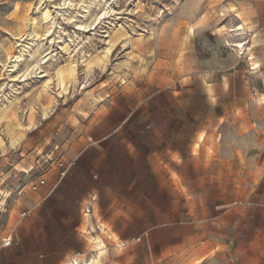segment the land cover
Listing matches in <instances>:
<instances>
[{
    "label": "rangeland",
    "instance_id": "obj_1",
    "mask_svg": "<svg viewBox=\"0 0 264 264\" xmlns=\"http://www.w3.org/2000/svg\"><path fill=\"white\" fill-rule=\"evenodd\" d=\"M218 1L221 0H0V107L8 103L6 95L18 97L6 117L0 116V189L9 194L5 204L0 201V247L5 237L13 236V244L0 249V264L7 261L5 253L9 249L22 248L24 239H16V232L27 217L25 199L36 191L32 185L46 180L52 172L61 176L60 161L73 164L66 155L72 151V139L85 136L90 118L111 116L114 120L116 127L112 129L111 123L109 128L111 136L100 145L109 153L105 160L107 176L120 181L125 195L150 194L166 183L169 168L177 169L172 173L177 185L176 206H172L173 199L167 194L160 206H111L110 196L98 192L90 220L96 223L108 246L103 264H194L198 258L192 261L186 254L190 240L186 232L191 237L195 227L202 229L198 226L216 212V206L235 200L243 205L262 200L264 100L259 98L264 87L260 80L256 82V94L235 99L233 94L206 95L198 81L191 86L177 79L184 76L183 71L159 67L164 60L167 66H173L172 60L185 53L187 42L199 65L192 72H201V56L218 52L221 36L230 32L223 29L222 19L232 16H225ZM190 9L197 13L189 19L192 14L186 11ZM196 19L200 20L196 23ZM206 19L208 26L196 29ZM181 21L185 26L175 25ZM189 21L195 22L189 25ZM121 25L130 40L117 36ZM191 26L195 34L190 33ZM248 35L236 37L245 42ZM169 39L174 42L170 51L159 48L163 40ZM109 41L113 46L107 54L102 51ZM17 56L20 57L16 59ZM15 63L17 67L11 71L9 65ZM71 65L76 67V83L65 82L59 75L61 68ZM142 117L153 120L151 123L161 131L159 151L176 146L174 158L127 155L128 149L143 151L136 121ZM17 118L27 130L12 145L8 129L9 124H17ZM126 119L130 120L127 125ZM126 132L132 134L129 142ZM201 132L209 135L197 154L193 145ZM86 140L88 143L80 150L99 152L92 147L94 140ZM23 159L28 161L25 167L29 171L21 170ZM202 160L204 169L191 164ZM212 161L218 166L208 171ZM153 165L160 169L154 170ZM84 205L75 215L80 223L76 248L59 264H70L75 258L85 264L95 254L90 238L95 233L86 221ZM142 211L144 219L140 217ZM118 214L127 219L123 224L130 237L119 236L114 242L101 232L100 224L109 225L115 232L113 221ZM61 217L63 213L54 215L57 228ZM41 227L38 223L37 229ZM169 229L179 232L173 240L178 242L172 249L178 253L175 260L169 256L165 239L159 241L155 234L147 233ZM35 241L38 256L33 264H48L49 242L59 247L60 238L38 237ZM19 264L32 263L23 258Z\"/></svg>",
    "mask_w": 264,
    "mask_h": 264
},
{
    "label": "crops",
    "instance_id": "obj_2",
    "mask_svg": "<svg viewBox=\"0 0 264 264\" xmlns=\"http://www.w3.org/2000/svg\"><path fill=\"white\" fill-rule=\"evenodd\" d=\"M217 3L227 13L225 16H232L228 19H222V26L228 30L243 26L241 19H237L233 16L234 13L229 11L230 4H234L236 10L243 14L247 25L245 34H249L246 37L247 49L241 52L235 46L240 40L238 37L223 35L218 52L201 56L200 67L202 70L199 73H193L194 66L198 67L199 65L197 61H194L193 55L187 48V42H185V53L172 60L173 66H167L166 60H164V63L159 67L174 68L175 72L178 69L180 72L183 71L184 76L177 79L183 84L191 86H193L194 80L198 81L202 92L206 95L233 94V97L237 99L256 94L258 92L257 80H260L261 87H264V0H221ZM186 13L192 14L189 16L190 19L197 12L190 9ZM199 20L196 19V23ZM195 21H189L188 24H193ZM208 24L206 19V21L199 23L196 29L206 28ZM175 25H179L181 28L185 26V23L181 21ZM177 26L174 29H177ZM191 38L192 36L189 38L190 41L188 39L190 44ZM173 44L171 39L163 40L159 48L170 51ZM169 84L171 81L167 82L165 87ZM261 95L263 96L264 93ZM113 121L111 116L99 119L90 118L85 136L80 138L75 136L72 139V151L68 152L66 159L73 161V164L66 170L65 174L61 176L57 172L48 174L46 182L26 197L24 210L28 211L27 217L24 225L16 232V239H24V243L21 249L11 248L5 253L7 261H4V264H19L23 258L32 264L35 263L38 256L35 239L38 237L48 239L59 237V247L55 243L49 242L48 264H59L63 261L65 256L76 248L78 241L77 230L80 223H78V217L75 216L78 213L77 209H80L83 204L85 207L90 202L91 197L95 195L96 201L92 203L93 208L89 214L91 218L95 205L98 203V192L110 196L111 206L130 204L160 206L162 204L161 199L165 194L168 195L169 199L172 197V206H176L177 185L176 179L172 176V173L177 170L176 166L173 167V171L168 169L166 183H161L157 190L150 194L136 192L131 196L125 195L123 187L119 184L120 181L107 176L105 160L109 153H107L108 149L105 151L100 144L111 136L112 129L116 127ZM129 121L126 119L124 122L127 125ZM136 121L139 127L137 129L138 137L142 138L140 142L143 144V151L138 149L135 152L128 149L127 155L129 157L174 158L175 145L168 146L162 152L157 149L161 131L157 129L155 123H151L153 120H146L142 117L137 118ZM111 123L113 128L109 129ZM125 134L126 141L129 142L132 134L129 135L127 132ZM208 135L207 132L201 146ZM86 138L91 141L94 140L92 144H95L92 147L97 148L99 152L92 149L80 150L82 146L88 143ZM145 144L147 145L146 149ZM78 147L79 150H77ZM144 150L148 153H144ZM197 156L201 158V155ZM214 157L218 158L219 156L216 154ZM20 163L24 164H21L22 166H26L28 161L23 159ZM191 164L193 167L205 168L203 160L194 161ZM216 166L218 165L215 164V161H212L210 169L207 170L212 171V168ZM153 168L159 170L160 166L153 165ZM61 170L60 168V172ZM144 199L147 202H144ZM134 200L135 202H133ZM243 204L242 201L235 200L231 204L216 206L218 208L216 212L202 226H198L202 229L195 227L196 231L192 232L191 237L186 232L188 237L186 239H190L186 244V254L192 261L198 258L194 264H264V197L252 204ZM60 213H63V217L60 218V226L57 228L53 218L54 215L60 216ZM144 214V211L140 213L141 219H144ZM125 222H128L127 219L118 214L116 220L113 221L115 233L120 238L129 239L130 231L123 224ZM38 223L42 224L40 230L37 229ZM45 224H48L47 228L44 227ZM147 233L155 234L159 241L162 238L165 239V246L170 250L169 256L174 260L178 258V253L173 252L172 249L178 245V242H173V240L179 232L169 229L167 231L148 230Z\"/></svg>",
    "mask_w": 264,
    "mask_h": 264
},
{
    "label": "bare ground",
    "instance_id": "obj_3",
    "mask_svg": "<svg viewBox=\"0 0 264 264\" xmlns=\"http://www.w3.org/2000/svg\"><path fill=\"white\" fill-rule=\"evenodd\" d=\"M229 11L233 12L235 17L240 18L241 22L243 23L242 27H238L234 30H230V32L228 33V35H234V36H241L244 35L247 32V25H246V19L244 18L243 14L239 11L236 10V7L234 4H230V9ZM223 29H226L225 26H222ZM118 30V29H117ZM126 29H124V26L121 25L118 31L117 36H127V32H125ZM194 26L190 27V33H194ZM153 35V34H152ZM233 37V36H232ZM126 40H130V38L127 36ZM245 40V39H243ZM69 45H67L66 47H68ZM113 43L111 41H109V45L107 47H105V49L102 51L104 53H110L111 49H112ZM235 46L239 47V49L241 50V52H244L247 49V45H246V41L243 42L242 40L239 41ZM97 55V58L100 57L101 53ZM248 54V53H247ZM20 56H17L16 59H18ZM251 58V56H250ZM12 60L13 62L16 61ZM72 63V62H71ZM92 62H88V65H90ZM10 67H12L11 71H14L15 69H13V67H17V63H15L13 66L9 65ZM59 75L60 78H62L65 82H69V81H73L74 83H76V67L75 65H71V66H66L60 69L59 71ZM47 91V90H45ZM49 93V92H48ZM51 94V93H50ZM8 99V103H5L3 106L0 107V116L1 117H6V114L11 110V108L14 105L15 100L17 101L16 98H18L17 96H15L13 99L11 97H9L8 95L5 96ZM52 98L54 99L55 96H52ZM102 100L103 97H102ZM259 100H264V95L259 99ZM45 113H47V108L44 109ZM9 132L11 135V139H12V145H16L19 142V139L21 138V136L23 135V133L27 130V126L24 125L19 118H17V124L14 126L13 124H9ZM8 132V131H7ZM25 134V133H24ZM205 132H201L199 134V136L197 137L196 141L194 142V153L198 154L199 149L201 148V144L203 142V140L205 139ZM10 137V136H9ZM22 171H29L28 167L25 166H20ZM32 169V168H31ZM1 195H5V197H1ZM9 194L6 193L5 191H3V189H0V201H2V204H5L6 199L8 198ZM86 221L87 223H89L93 229V232L95 234L90 235L91 241L93 243V251H95V254L89 259V261H85V264H103V257L108 253V246L107 243L104 239V237H102L100 235V233L98 232L97 226L95 225L96 223H93V221L90 220V216L89 214L85 215ZM100 228H102V233L106 234L107 237L109 239H112L114 242L119 240V236L113 232L110 228V226L106 225L105 223H101L100 224ZM92 232V233H93ZM107 238V239H108ZM110 241V240H109ZM122 244V243H121ZM121 244L119 245V247H122ZM200 262V261H199ZM70 264H79V261L77 258L73 259L71 261Z\"/></svg>",
    "mask_w": 264,
    "mask_h": 264
},
{
    "label": "built area",
    "instance_id": "obj_4",
    "mask_svg": "<svg viewBox=\"0 0 264 264\" xmlns=\"http://www.w3.org/2000/svg\"><path fill=\"white\" fill-rule=\"evenodd\" d=\"M51 158V157H50ZM51 160H53V159H51ZM46 162H48V161H46ZM43 165L44 164H42V166H41V168H42V171H43V173H44V171H45V168L43 167ZM59 166H60V168L62 169L61 170V175H64L65 174V172H66V170L71 166V164H66L65 162H63V161H60V163H59ZM46 182V180L43 178V179H41L40 181H39V184H34V185H32V189L33 190H37L38 189V187L41 185V184H44ZM94 201H96V196L94 195V196H92L91 197V199H90V202H88V204L85 206V208H84V211H85V213L86 214H90L91 213V210H92V208H93V205H92V203L94 202ZM13 244V236L12 235H9L8 237H5L4 239H3V243L1 244V247H0V249L2 248V247H8V246H11Z\"/></svg>",
    "mask_w": 264,
    "mask_h": 264
}]
</instances>
